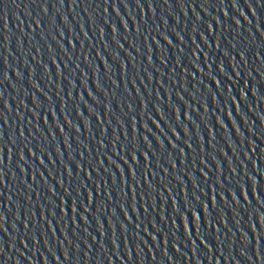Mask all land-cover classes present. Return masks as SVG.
<instances>
[{
	"label": "water",
	"instance_id": "1",
	"mask_svg": "<svg viewBox=\"0 0 264 264\" xmlns=\"http://www.w3.org/2000/svg\"><path fill=\"white\" fill-rule=\"evenodd\" d=\"M0 264H264V0H0Z\"/></svg>",
	"mask_w": 264,
	"mask_h": 264
}]
</instances>
